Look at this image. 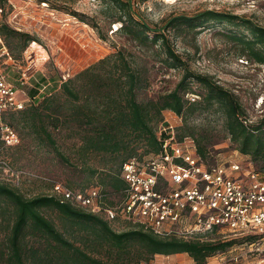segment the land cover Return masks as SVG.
<instances>
[{
  "label": "trees",
  "instance_id": "obj_1",
  "mask_svg": "<svg viewBox=\"0 0 264 264\" xmlns=\"http://www.w3.org/2000/svg\"><path fill=\"white\" fill-rule=\"evenodd\" d=\"M108 9L113 11L112 24H119L115 32L129 38L140 49L156 47L159 62L168 69L181 70L182 75L169 93L140 102L137 95L149 86L146 72L124 52L117 51L73 78L61 81L59 93L44 96L39 105L33 103L26 110L18 111L30 119L38 140L61 163L70 164L48 129H71L79 136L78 152L82 157L94 155L107 159V168L99 183L89 184L79 191L98 188L101 194L108 195L123 191L126 188L121 178L123 164L159 152L157 131L164 122L165 111L180 117L184 127L187 116L195 111L220 113L225 136L236 149L255 163L264 162V120L257 125L247 123L246 113L237 97L212 76L192 71L172 48L166 34L178 31L197 35L209 23H226L235 29L229 32V38L240 47L241 55L264 65V27L243 17L206 10L192 17H170L162 27L151 29L147 23L135 18L131 0H108ZM80 21L87 24L83 18ZM0 40L8 57L15 62L21 59L30 43L40 45L36 38L17 32L5 23L0 24ZM41 55H34L39 62L44 59ZM194 84L198 91L194 90ZM61 98L63 103L59 102ZM184 130L187 132L179 134L177 129L178 140L192 139L197 155L213 162L208 149L209 136L195 137L188 129ZM255 170L264 173V167ZM46 211L56 213L63 230L46 216ZM0 232L4 233L0 242V264H142L156 255L180 254H187L193 264H206L207 258L225 252L234 243L210 242L199 236L189 239L159 237L132 224L117 231L102 217L61 202L52 194L26 198L4 184H0ZM244 239L249 245L257 243L259 237L251 235Z\"/></svg>",
  "mask_w": 264,
  "mask_h": 264
},
{
  "label": "rangeland",
  "instance_id": "obj_2",
  "mask_svg": "<svg viewBox=\"0 0 264 264\" xmlns=\"http://www.w3.org/2000/svg\"><path fill=\"white\" fill-rule=\"evenodd\" d=\"M131 3L135 18L147 23L151 29L162 27L170 17H192L206 10L243 17L264 27V0H131ZM0 8V24L5 23L17 32L30 35L40 44L30 43L18 62L9 58L8 64L0 67L6 81L18 90L19 99L26 102L23 111L33 103L39 105L44 96L59 93L63 79L73 78L117 51L124 52L146 72L149 86L137 95L140 102L169 93L181 78V70L168 69L159 62L156 47L140 49L129 38L115 32L119 24H112L114 17L111 16L113 11L108 9V0H0ZM232 30L235 29L226 23H209L197 35L178 31L166 34L172 48L189 68L212 76L220 86L232 92L246 113L247 123L257 125L264 120V65L241 55L240 47L229 38ZM35 54H42V62ZM22 81L24 85L21 86ZM193 88L199 90L195 84ZM59 102L63 103L64 99ZM163 119L176 127L179 134L188 129L195 137L208 135L211 141L208 149L214 160L249 162L258 170L264 167V162L255 163L236 149L225 136L222 115L214 110L189 114L185 127L183 120L172 112H163ZM30 123L21 112H6L0 116V184L17 190L26 198H34L51 195L52 184L80 190L99 183L107 168L105 157H82L78 152L79 136L74 131L48 129L70 162L69 165L61 163L38 140ZM5 127L17 136L13 146H5L2 141ZM112 201L119 199L115 196ZM46 216L63 230L55 212L46 211ZM126 226L127 223L122 221L112 223L117 231ZM3 236L0 232V242ZM195 236L210 242H234L225 252L207 258L206 264H264V240L249 246L244 237H233L228 233ZM142 264H193V260L187 254L156 255Z\"/></svg>",
  "mask_w": 264,
  "mask_h": 264
},
{
  "label": "built area",
  "instance_id": "obj_3",
  "mask_svg": "<svg viewBox=\"0 0 264 264\" xmlns=\"http://www.w3.org/2000/svg\"><path fill=\"white\" fill-rule=\"evenodd\" d=\"M8 62L0 40V67ZM25 103L0 69V116L23 110ZM176 136L177 128L164 120L157 131L159 152L123 164L126 188L117 195L101 194L98 188L71 190L60 184H52V195L111 224L139 225L159 237L189 239L216 232L257 236L258 242L249 246L258 245L264 240V173L249 162L206 161L197 155L192 139ZM1 138L8 147L17 143L8 127ZM115 196L119 201H112Z\"/></svg>",
  "mask_w": 264,
  "mask_h": 264
},
{
  "label": "crops",
  "instance_id": "obj_4",
  "mask_svg": "<svg viewBox=\"0 0 264 264\" xmlns=\"http://www.w3.org/2000/svg\"><path fill=\"white\" fill-rule=\"evenodd\" d=\"M181 255H183V254H181Z\"/></svg>",
  "mask_w": 264,
  "mask_h": 264
}]
</instances>
